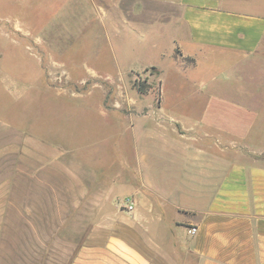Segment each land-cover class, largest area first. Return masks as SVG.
I'll return each instance as SVG.
<instances>
[{
    "label": "crops",
    "instance_id": "obj_1",
    "mask_svg": "<svg viewBox=\"0 0 264 264\" xmlns=\"http://www.w3.org/2000/svg\"><path fill=\"white\" fill-rule=\"evenodd\" d=\"M82 3L77 8L87 12ZM91 7L124 47L171 41L173 72L185 82L176 93L199 96L202 106L187 103L185 111L201 118L184 127L160 117V90L156 106L124 126L137 127L133 137L108 139L127 170L109 187L79 166L83 156L53 154L50 142L0 123V143L24 144L26 182L17 184V168L0 164V264H33L34 255L48 264V255L64 254L74 256L68 264H264V0H93ZM104 41L112 50L109 34ZM197 71L202 78L189 75ZM198 124L201 134L194 133ZM45 188L57 201L54 223L63 220L64 197L89 209V216L76 214V224L97 225L76 232L75 253L32 245L49 238L33 235L34 225L54 224L45 223L39 204ZM126 197L131 214L118 208Z\"/></svg>",
    "mask_w": 264,
    "mask_h": 264
},
{
    "label": "rangeland",
    "instance_id": "obj_2",
    "mask_svg": "<svg viewBox=\"0 0 264 264\" xmlns=\"http://www.w3.org/2000/svg\"><path fill=\"white\" fill-rule=\"evenodd\" d=\"M82 2L87 12L77 8L76 0H0V123L11 125L18 136L50 142L53 154L70 150L74 158L83 156L86 161H78L79 166L94 172L109 187L112 178L127 170L120 159L114 158L108 139L133 137L132 130L137 133V127L130 132L124 126L156 106L158 89L163 102L159 116L172 117L180 126L189 127L201 118L200 112L186 113L187 103L202 105H197L199 96L176 93L178 83L185 82L173 72L170 55L175 48L170 40L163 39L153 47L145 43L124 47L121 37L113 36L108 20L103 23L99 16H92L93 0ZM105 33L111 36L112 50L104 41ZM187 64L182 62L183 66ZM147 66H155L159 74ZM127 67L132 69L125 73ZM189 75L201 77L199 71ZM134 81H145L150 86L148 95L138 93ZM203 128L195 125L194 133L201 134ZM160 132L165 134L166 129ZM0 150L2 170L12 172L16 167L17 184L24 186L22 140L1 139ZM68 162L72 164V160ZM132 163L130 158L129 166ZM39 196L40 192H34V198ZM43 197L39 204L45 211V223H54L56 198L49 188H45ZM71 201L62 197V222L34 225L33 235L49 237L33 239L34 248L73 249L75 253L76 232H88L97 226L76 224V214H91L88 208L76 209V199ZM73 257L48 255L47 259L48 264H68ZM38 261L39 256L34 255L33 264Z\"/></svg>",
    "mask_w": 264,
    "mask_h": 264
},
{
    "label": "built area",
    "instance_id": "obj_3",
    "mask_svg": "<svg viewBox=\"0 0 264 264\" xmlns=\"http://www.w3.org/2000/svg\"><path fill=\"white\" fill-rule=\"evenodd\" d=\"M119 206L123 211H125L128 214H131L135 209L134 203L132 202L131 198L128 197L122 199ZM195 230H196L195 228H190L189 232L194 233Z\"/></svg>",
    "mask_w": 264,
    "mask_h": 264
},
{
    "label": "trees",
    "instance_id": "obj_4",
    "mask_svg": "<svg viewBox=\"0 0 264 264\" xmlns=\"http://www.w3.org/2000/svg\"><path fill=\"white\" fill-rule=\"evenodd\" d=\"M133 85L136 87L138 93L142 95H146L150 91V86L147 85L145 81H142V82L134 81ZM159 96H160V89H158L157 96H156L157 102L159 101Z\"/></svg>",
    "mask_w": 264,
    "mask_h": 264
}]
</instances>
